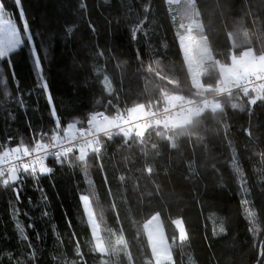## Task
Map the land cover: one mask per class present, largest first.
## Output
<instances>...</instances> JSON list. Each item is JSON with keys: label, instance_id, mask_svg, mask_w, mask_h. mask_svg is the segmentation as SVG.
Here are the masks:
<instances>
[{"label": "trees", "instance_id": "obj_1", "mask_svg": "<svg viewBox=\"0 0 264 264\" xmlns=\"http://www.w3.org/2000/svg\"><path fill=\"white\" fill-rule=\"evenodd\" d=\"M5 3L22 32L18 8L13 0ZM22 4L34 39L0 60V149H33L41 139L51 142L57 117L65 137L68 124L83 129L92 113L112 117L138 103H146L147 111L156 102L165 104L164 92L200 99L192 95L196 89L180 46L185 30L180 10L167 0H42L39 22L64 56L71 98L57 93L47 44L27 0ZM196 6L203 34L221 63L230 64L233 52L239 55L248 47H233L231 33L237 25L259 51L264 0H196ZM33 45L57 117L37 87ZM201 79L214 82L207 74ZM20 98L27 103L19 105ZM225 113L217 123L206 112L204 139L181 136L177 148L157 136L155 126L146 130L143 143L135 136H102L100 154L89 152L86 170L79 161L73 166L66 159L61 166L50 158L46 164L54 171L38 174V179L27 177L19 200L13 186L0 178V264H154L144 226L157 214L174 264H255L264 244V107L259 101L245 111L228 105ZM169 134L175 136L171 129ZM81 195H89L107 256L95 249ZM176 220L182 221L188 237L183 242ZM117 238L124 243L117 245ZM77 244L83 257L75 252Z\"/></svg>", "mask_w": 264, "mask_h": 264}, {"label": "snow or ice", "instance_id": "obj_2", "mask_svg": "<svg viewBox=\"0 0 264 264\" xmlns=\"http://www.w3.org/2000/svg\"><path fill=\"white\" fill-rule=\"evenodd\" d=\"M177 3H181V0H176ZM14 5L19 10V17L23 20L22 32L21 28L13 22L11 18H6V3L5 0H0V59L7 58L11 54L15 53L17 49L27 41L31 42L34 39L33 33L30 31L29 20L26 18V14L23 8L22 0H13ZM182 15L187 18L190 23L188 25L181 24V28L186 29V35H180V46L183 50L185 62L187 63L189 73L191 75V86L196 89L192 94L193 97H200V102H197L195 98H187L184 95H169L164 92L163 95L166 98V106L163 110V115L157 118L156 112H147L146 103H138L135 107L130 109V115L128 118H124L117 114L116 116H108L103 112H97L87 120L88 125L91 126L93 131L89 132L87 129L81 130L79 135L72 133V124L67 125L68 133L66 139L60 135V120L57 117L56 109L53 106V96L49 90L48 82L43 74L41 67L40 57L37 55L36 46L33 45L30 49L33 57V63L37 70L39 77L37 81V87L42 90L40 94H43L46 98L47 104L50 106L51 114L53 117H57L55 120V129L50 137V143H44L41 139L35 144L33 149L28 147H14L10 150L4 151L0 156V163L6 158H10L15 154V159L20 161L18 164H14L9 167L7 172L0 171V178L5 186L12 185L13 191L16 194L17 200H19L20 186L23 185L27 177L38 179V174L47 175L51 174L54 169L46 164V160L49 156V150L54 149L51 154L55 157V163L57 165H63L68 159V162L75 166L79 161L85 170L88 167L87 156L89 152L93 154H100L101 140L98 137V133H103L109 140L112 139L114 133L121 135L125 139L133 137L140 140L143 143V137L145 132L149 128L155 126V134L157 136H163L168 141H171V147L177 148L176 140L181 136L197 135V138L203 140L208 132L205 126L206 117L205 113L210 111L211 118L217 123L222 121V117L226 115L225 108L230 105L233 109H239L245 111L249 105L255 106L259 101L261 107H264V43H262L259 51L251 46L249 39V33L244 31L242 25H237L235 29L236 35H241V40L237 41L233 38V47L240 46V44L248 45L246 50H243L239 55L235 52L231 55V63H221L216 59L212 50L207 45V36H197L193 34V28H202L198 23L196 17L200 15L196 0H183V12ZM71 32L72 29H69ZM136 30H133V38H135ZM261 41H264V33H261ZM141 63H143L141 61ZM160 66V62L157 61V67ZM153 71L151 66L148 69ZM159 76V72L155 73ZM207 74L210 79H214V82L205 83L201 77ZM213 74H215L213 76ZM169 82L175 83V80H169ZM235 90V92H234ZM209 93L213 96L209 98ZM222 97L223 99H218ZM226 101V103H225ZM243 101V102H241ZM19 105H24L27 102L20 98L17 100ZM147 103H151L148 101ZM176 109L173 113L171 110ZM149 115L153 119L148 120L146 117ZM133 122L134 127L130 126ZM161 126L163 132H161ZM203 127V132H194L192 128ZM175 133V136L169 134V130ZM227 125H225V130ZM249 136H252V132H249ZM155 147V145H153ZM78 155H74L77 153ZM35 153V156L33 155ZM30 158L25 161L24 158ZM70 158V159H69ZM264 159V154H262ZM147 171L151 173L152 168H148ZM236 171L240 173L239 165H236ZM24 173L25 176H21ZM242 176V173H240ZM123 180L124 178L121 177ZM80 200L83 204V208L87 214L88 222L91 225L92 236L96 238L95 249L103 256L109 255V249L103 243L99 242V237L96 236L97 222L95 215L90 206L89 195H81ZM248 203L247 200L244 201ZM159 219V215H154L152 221ZM149 221V224L152 223ZM70 223V221H69ZM179 230V240L181 242L188 239L185 229L182 226L181 220L175 221ZM20 226L17 225V228ZM223 231V229H221ZM255 231V229H253ZM20 235L23 239L27 240L23 229L20 230ZM149 242L151 244L152 255L155 258V264H174L172 261V254L169 246L158 230L149 229L148 231ZM122 238H117L116 244H123ZM75 252L83 257V253L80 252V248L77 244ZM129 259H131L130 254ZM260 259L255 261V264H264V244L260 245L259 253ZM82 264H88L87 260H82ZM102 264H109L108 260H103Z\"/></svg>", "mask_w": 264, "mask_h": 264}, {"label": "rangeland", "instance_id": "obj_3", "mask_svg": "<svg viewBox=\"0 0 264 264\" xmlns=\"http://www.w3.org/2000/svg\"><path fill=\"white\" fill-rule=\"evenodd\" d=\"M167 1L170 4H172V6L174 7V9L180 10V16L182 18V21H183L184 25H188L190 23V21L182 15V12H183V0H181V3H177L176 0H167ZM27 3H28V7H29V10H30L31 17H32V19L34 21V24L40 30V36L43 38V40L47 44L46 51H47V54H48V57H49V64H50L51 74H52L53 80L55 82L56 91L62 97L71 98L73 96V86L71 84V80H70V76H69V71L67 69L64 56L56 48V39L54 37H50L46 33V31L42 28V26H41V24L39 22L40 16H41V11H42V0H27ZM6 18H11V17L6 13ZM196 19H197L198 23L202 26V23L200 22V20L198 19V17H196ZM13 22H14V20H13ZM186 34L187 33H186V29H185L184 32L182 33V35H186ZM193 34L194 35H197L198 37L199 36H204V34H203V27L202 28H196V27H194L193 28ZM241 36H242V34L241 35H236L235 32L231 33L232 41H233V38H235L237 41H240L241 40ZM250 37L251 36L249 35V39H251ZM25 40H26V38H25ZM207 45L209 47L208 41H207ZM241 46H245V45L244 44H240V46H237V47H241ZM254 49H256V48H254ZM212 54H213V52H212ZM128 112L130 114V110H128ZM67 132H68V130L66 131V136L65 137H67V134H69ZM184 192L186 193V195L189 194L188 193V190H185ZM90 206H91V208L93 210V213L95 215V211H94V208H93V206H92L91 203H90ZM86 217H87V214H86ZM95 219H96V222H97V232H96V236L99 237V242L100 243H103L106 246V248H107V244L103 240L101 227H100V224H99V222H98V220L96 218V215H95ZM87 220H88V217H87ZM149 221H152V218ZM149 221L144 226L145 233L147 235L148 241H149V237H148V231H149V229L158 230L164 236V238H165V240H166V242H167V244L169 246V249L171 251V254H172L171 245L169 244V242L167 240V236H166V233H165V230H164V227H163V223L161 221L160 216H159V219L158 220L152 221L151 224H149ZM182 226H183V224H182ZM90 228H91V225H90ZM93 240H94V243L96 244L97 241H96V238L95 237H93ZM149 244H150V242H149ZM150 247H151V244H150ZM151 251H152V249H151ZM153 262L155 264V258L154 257H153Z\"/></svg>", "mask_w": 264, "mask_h": 264}, {"label": "built area", "instance_id": "obj_4", "mask_svg": "<svg viewBox=\"0 0 264 264\" xmlns=\"http://www.w3.org/2000/svg\"><path fill=\"white\" fill-rule=\"evenodd\" d=\"M235 91V90H234ZM210 97L209 98H211L212 96H213V94H208ZM187 99V98H186ZM201 99V98H200ZM200 99H197V102L199 103L200 102ZM166 106V104H155V106L152 108V109H150L149 111H147V112H149V113H151V112H156L157 114H158V116H157V118H160V116H162L164 113H163V110H164V107ZM173 113L176 111V109H172L171 110ZM96 113H92L90 116H89V118L88 119H90L91 118V116L92 115H95ZM117 115V114H116ZM116 115H114V116H116ZM119 115H121L122 117H124V118H128L129 117V112L127 111V110H124V111H121L120 113H119ZM146 119H148V120H151V119H153L152 118V116L151 115H149L148 117H146ZM136 122H133L130 126H132V127H134V124H135ZM85 129H87L89 132H91V131H93V129L91 128V126L90 125H88V123H87V126L86 127H84L83 129H78V128H73L72 130V133H75V134H77V135H79V132L81 131V130H85ZM150 129V128H149ZM148 130V129H147ZM113 131V133H114V135L113 136H118V134H115L116 133V130L115 129H113L112 130ZM102 136H104L103 135V133H98V137L100 138V137H102ZM133 136H134V133H133ZM65 139H66V137H65ZM37 143V142H36ZM35 143V144H36ZM35 144H34V147H35ZM5 150H0V156H2L3 155V152H4ZM52 152H54V149H50L49 150V156H48V158H47V160H46V163H47V161L50 159V158H55L51 153ZM34 156H35V153L33 154ZM30 158H28V157H25L24 158V160L25 161H28ZM18 163H20V161H18V160H16L15 159V154L13 153L12 155H11V157L10 158H6L2 163H0V171H5V172H7V170L9 169V167L10 166H12V165H14V164H18Z\"/></svg>", "mask_w": 264, "mask_h": 264}, {"label": "crops", "instance_id": "obj_5", "mask_svg": "<svg viewBox=\"0 0 264 264\" xmlns=\"http://www.w3.org/2000/svg\"><path fill=\"white\" fill-rule=\"evenodd\" d=\"M183 52V51H182ZM187 65V64H186ZM188 68V67H187ZM188 72H189V70H188ZM189 75H190V73H189ZM190 79H191V76H190ZM155 104H158L157 102L155 103ZM166 104V103H165ZM0 150H5V151H7V150H10V149H4V148H2V149H0Z\"/></svg>", "mask_w": 264, "mask_h": 264}, {"label": "bare ground", "instance_id": "obj_6", "mask_svg": "<svg viewBox=\"0 0 264 264\" xmlns=\"http://www.w3.org/2000/svg\"><path fill=\"white\" fill-rule=\"evenodd\" d=\"M110 117H111V115H109ZM114 116V115H113ZM68 133V132H67ZM60 135H62L61 133H60ZM63 136V135H62ZM46 143V142H45ZM48 143V142H47ZM50 143V142H49Z\"/></svg>", "mask_w": 264, "mask_h": 264}]
</instances>
